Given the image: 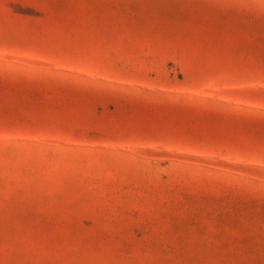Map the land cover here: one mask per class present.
<instances>
[{"label":"rangeland","instance_id":"1","mask_svg":"<svg viewBox=\"0 0 264 264\" xmlns=\"http://www.w3.org/2000/svg\"><path fill=\"white\" fill-rule=\"evenodd\" d=\"M0 264H264V0H0Z\"/></svg>","mask_w":264,"mask_h":264}]
</instances>
